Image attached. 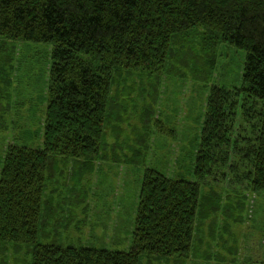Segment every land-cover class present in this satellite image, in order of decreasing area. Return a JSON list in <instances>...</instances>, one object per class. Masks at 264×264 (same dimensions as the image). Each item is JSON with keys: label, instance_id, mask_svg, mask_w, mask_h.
<instances>
[{"label": "trees", "instance_id": "trees-1", "mask_svg": "<svg viewBox=\"0 0 264 264\" xmlns=\"http://www.w3.org/2000/svg\"><path fill=\"white\" fill-rule=\"evenodd\" d=\"M0 36L52 44L42 146L9 144L0 170V264H10L11 250L12 264H228L243 256L242 237L225 245L217 226L226 216L217 180L232 174L264 192V0H0ZM221 43L242 50L244 62L236 86L209 88L194 180L144 170L129 250L40 243L71 198L57 204L46 194L54 169L90 174L101 161H122L105 152V140L112 131L121 138L117 110L132 102L136 79L138 91H156L151 80L189 70L209 84ZM239 103L255 132L234 139ZM141 143L123 162L142 165L149 148ZM261 248L243 264H264Z\"/></svg>", "mask_w": 264, "mask_h": 264}, {"label": "rangeland", "instance_id": "rangeland-1", "mask_svg": "<svg viewBox=\"0 0 264 264\" xmlns=\"http://www.w3.org/2000/svg\"><path fill=\"white\" fill-rule=\"evenodd\" d=\"M214 48L220 68L209 84L198 82L189 70L184 75L164 73L157 83L151 80L150 83L157 85L156 91H152L148 84L138 91L141 82L136 79V91L128 98L132 102L117 110L123 120L119 125L121 138L112 131L105 140V152L109 156L117 153L122 161H101L90 174H85L83 168L72 172L71 168L54 169L46 194L53 195L59 204L64 203L61 199L71 198L69 204L61 206L67 211H60L49 221V226L40 230V243L129 250L144 170L152 168L167 175L176 173L175 176L182 175L185 179L194 180L189 167L199 145L209 88L212 84L227 88L236 86L240 82L245 56L242 50L230 44L221 43ZM51 49L49 42L15 41L0 36V170L9 144L42 146V111L47 102ZM240 107L239 103L234 139H242L255 132L253 127L252 131L248 129L250 124L244 123ZM147 112L153 113L148 120L151 125L144 119ZM143 140L149 150L142 165L123 162V157L132 156L127 148L134 151L142 149ZM114 144H117L116 147ZM240 166L238 168L241 169ZM72 176L79 180L74 187L71 185ZM220 181L217 180V190L222 191L226 216L218 220L220 223L217 226L224 228V244H230L236 234L242 237L240 249L243 256L236 257L234 260L237 262L227 263L243 264L248 253L263 250L264 192H252L241 177L236 178L232 174L226 176L225 180L220 178ZM65 183H68L67 186ZM56 185L59 192L50 191ZM205 190L203 186L202 192ZM237 245L239 247L241 243ZM14 254L12 250L9 253L11 257ZM11 257L8 260L10 264L13 262Z\"/></svg>", "mask_w": 264, "mask_h": 264}]
</instances>
